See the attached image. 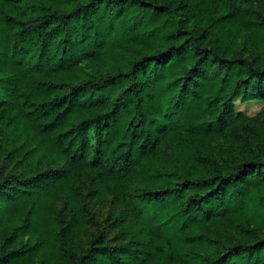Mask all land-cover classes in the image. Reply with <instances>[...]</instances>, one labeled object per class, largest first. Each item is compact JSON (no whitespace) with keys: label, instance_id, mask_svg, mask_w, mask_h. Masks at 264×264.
<instances>
[{"label":"trees","instance_id":"1","mask_svg":"<svg viewBox=\"0 0 264 264\" xmlns=\"http://www.w3.org/2000/svg\"><path fill=\"white\" fill-rule=\"evenodd\" d=\"M0 264H264V14L0 0Z\"/></svg>","mask_w":264,"mask_h":264},{"label":"rangeland","instance_id":"2","mask_svg":"<svg viewBox=\"0 0 264 264\" xmlns=\"http://www.w3.org/2000/svg\"><path fill=\"white\" fill-rule=\"evenodd\" d=\"M242 1L246 6L256 9L264 14V0H242ZM236 106L239 109L244 110L246 113L253 115L259 110L261 103L249 102V103L241 104L240 102L237 101ZM111 206L112 204L110 199L106 201L96 200L92 202V207L96 210V215L100 220L103 218V216L106 214V212L109 210ZM60 207L61 204H59V208Z\"/></svg>","mask_w":264,"mask_h":264}]
</instances>
